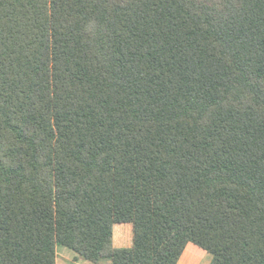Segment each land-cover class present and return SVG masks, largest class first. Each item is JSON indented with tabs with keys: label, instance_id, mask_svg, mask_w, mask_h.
<instances>
[{
	"label": "trees",
	"instance_id": "1",
	"mask_svg": "<svg viewBox=\"0 0 264 264\" xmlns=\"http://www.w3.org/2000/svg\"><path fill=\"white\" fill-rule=\"evenodd\" d=\"M189 244L264 264V0H0V264Z\"/></svg>",
	"mask_w": 264,
	"mask_h": 264
},
{
	"label": "rangeland",
	"instance_id": "2",
	"mask_svg": "<svg viewBox=\"0 0 264 264\" xmlns=\"http://www.w3.org/2000/svg\"><path fill=\"white\" fill-rule=\"evenodd\" d=\"M131 226V225H126ZM132 228H129L128 232L123 230H116V238L117 240L127 238L124 247H128L130 245L132 234ZM127 236V237H126ZM123 242V243H124ZM212 255L208 254L206 251L202 250L198 246L194 244H189L182 255L178 264H211ZM57 264H93L85 261L82 257L77 255L75 252L62 247H57ZM101 264H111L110 262H103Z\"/></svg>",
	"mask_w": 264,
	"mask_h": 264
},
{
	"label": "crops",
	"instance_id": "3",
	"mask_svg": "<svg viewBox=\"0 0 264 264\" xmlns=\"http://www.w3.org/2000/svg\"><path fill=\"white\" fill-rule=\"evenodd\" d=\"M126 225H131V224H122V225H116L114 227V240H113V244H114V247L116 248H130L133 246V239H134V233H133V226H126ZM129 228H132V234L133 236L131 237V241H130V245L128 247H124L125 245V242L127 240V238H124V239H120V240H117L116 238V230H123V231H127L129 230ZM127 237V236H126ZM124 242V243H123Z\"/></svg>",
	"mask_w": 264,
	"mask_h": 264
}]
</instances>
